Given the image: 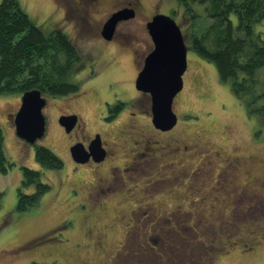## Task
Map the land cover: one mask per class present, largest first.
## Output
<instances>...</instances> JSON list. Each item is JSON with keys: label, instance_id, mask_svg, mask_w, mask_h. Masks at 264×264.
I'll use <instances>...</instances> for the list:
<instances>
[{"label": "rangeland", "instance_id": "obj_1", "mask_svg": "<svg viewBox=\"0 0 264 264\" xmlns=\"http://www.w3.org/2000/svg\"><path fill=\"white\" fill-rule=\"evenodd\" d=\"M18 1L44 32L54 28L64 31L83 54L85 63L97 56L100 75L89 76L96 77V83L85 84L78 94L43 95L45 132L33 144L15 133L13 116L21 103L20 92L0 93L2 145L7 161L12 163L6 172L0 171V264H264V190L259 189L261 197H254L253 202L241 197L258 182L264 183V124L246 113L229 81L219 79L216 65L191 48L190 21L185 18L181 1L140 0L137 16L128 25L131 31L126 34L120 29L111 44L99 42L94 31L100 27L102 13L118 7L120 0L97 3L101 9L94 8L89 14L94 31L87 34L79 32L76 20L80 14L72 11L66 0ZM155 7L161 14L176 9L170 15L180 25L188 51L184 83L172 104L177 122L166 130L156 128L151 117L144 114L147 106L144 95L138 92L143 90H136L133 83L136 42L138 47L149 43L141 27L143 15L150 16ZM196 7L204 16L203 5ZM231 16L236 22V14ZM254 29L264 39V18L254 24ZM105 97L107 104L102 109ZM119 107L123 108L113 114ZM68 113L80 116V126L71 135L58 122L59 114ZM101 114H113L109 124L100 121ZM93 132L102 133L103 143H107L106 158L73 169L68 145L75 137ZM174 139V143L170 142ZM36 144L50 148L63 167H42L35 159ZM167 144L172 147L167 148ZM147 158L153 162L151 175L143 172ZM231 164L238 168L229 169ZM21 166L40 169L42 181L51 186L39 207L28 211L15 209ZM135 169L139 175L128 173ZM203 169L208 175L198 179L197 184L195 179ZM249 174L256 175L251 183L245 177ZM168 176L172 178L168 184L155 183ZM114 178L119 179L114 190L96 193ZM240 182L243 185L237 193L241 196L237 198H241L242 205L237 204L234 210L227 202L221 207L212 194L214 189L221 188L225 193ZM151 197L157 214L146 217L144 206ZM214 206L233 223L235 228L230 230L234 232L212 234L209 222L217 223L213 215H218L209 213ZM170 211H177L176 221L184 224V230L173 218L168 221L174 223L162 222L165 230L178 228V236L171 237L169 231L161 233L160 248L152 250L146 243V232L151 229L146 220L155 224L157 216ZM87 231H91V238L85 235ZM49 232L50 236L40 237ZM97 233L99 246L93 245ZM172 240H176L178 248L169 251ZM258 240L262 244L253 252L242 250L244 245ZM129 241L128 252L120 256L122 245Z\"/></svg>", "mask_w": 264, "mask_h": 264}, {"label": "trees", "instance_id": "obj_2", "mask_svg": "<svg viewBox=\"0 0 264 264\" xmlns=\"http://www.w3.org/2000/svg\"><path fill=\"white\" fill-rule=\"evenodd\" d=\"M184 4L191 48L216 65L219 79L229 81L246 113L264 124V39L254 29L264 18V0H185ZM196 4L203 5L204 16ZM81 63V52L64 31L54 28L44 32L18 0L0 1V93L22 95L34 88L52 97L75 93L78 88L71 77ZM2 144L0 129V171L6 172L12 163L7 161ZM34 155L42 167H63L62 160L44 145L36 144ZM50 187L42 181L40 169L21 166L15 209L39 207ZM2 195L0 190V204ZM150 202L155 204L154 198ZM162 241L156 234L147 235L146 243L152 250L159 249Z\"/></svg>", "mask_w": 264, "mask_h": 264}, {"label": "water", "instance_id": "obj_3", "mask_svg": "<svg viewBox=\"0 0 264 264\" xmlns=\"http://www.w3.org/2000/svg\"><path fill=\"white\" fill-rule=\"evenodd\" d=\"M133 16L128 9L113 13L105 22L102 36L112 38L120 20ZM149 35L154 43L153 50L145 58L143 68L136 78V88L151 95L153 125L161 130L174 126L177 116L172 108L173 99L183 86V73L187 67V46L180 26L167 14H156L147 23ZM46 99L37 88L21 95V103L14 114L13 124L16 135L28 143H35L45 132V117L42 109ZM76 122L74 115H62L59 123L70 131ZM72 158L77 163L85 162L90 155L101 159L103 149L97 136L90 143L89 150L76 143L70 147Z\"/></svg>", "mask_w": 264, "mask_h": 264}, {"label": "flooded vegetation", "instance_id": "obj_4", "mask_svg": "<svg viewBox=\"0 0 264 264\" xmlns=\"http://www.w3.org/2000/svg\"><path fill=\"white\" fill-rule=\"evenodd\" d=\"M181 2V4H182V7H183V9H184V12H185V9H186V7H185V0H180ZM76 2H78V6L76 5V3H75V0H66V4L67 5H69L70 7H71V10L72 11H76V12H78L79 14H80V17L76 20L77 21V25H78V28H79V32H82V34H87L89 31H94L93 30V26L91 25V22H90V19H89V14H90V11L92 10V9H96L97 11H99L100 9H101V7L100 6H98V7H96V5H97V3H99L100 4V0H77ZM74 3V4H73ZM73 4V5H72ZM141 5V2H140V0H120L119 2H118V7H116V8H114L113 10H111V11H109V12H104V13H102V16H101V19H100V27L96 30V31H94V33H95V36H97L98 37V39H99V42H105V44H111V43H113L114 41H115V39H116V36L118 35L117 33L120 31V29H121V33H128V32H130L131 31V29H130V27L128 26L129 25V23L132 21V20H134L135 18H136V16H137V8L139 7ZM130 8V9H129ZM121 9H128V10H130L132 13H133V16L132 17H130V18H128V19H125V20H120L118 23H117V25H116V29H115V32H114V34H113V36H112V38L111 39H109V40H107V39H105L103 36H102V29H103V26H104V24H105V22L109 19V17L113 14V13H115V12H117V11H119V10H121ZM82 11V12H81ZM159 13H161L158 9H157V7H155L154 8V10H153V12L150 14V16H145V15H143L144 16V19H143V23H142V26L141 27H144V31L145 32H147L146 33V35H147V37L149 38V43H147V45L146 44H141L139 47H138V44H137V42H136V47H135V49H134V54L136 55V57H137V64H136V70H135V79H134V81H133V83H134V86H135V88H136V78H137V76H138V74H139V72L141 71V69L143 68V65H144V62H145V58L147 57V55L153 50V48H154V43H153V41H152V38H151V36L149 35V32H148V29H147V23L152 19V17L154 16V15H156V14H159ZM170 13H173V14H175L176 13V9L175 8H172L171 9V11L169 12V13H165V14H167V15H170ZM180 14V13H179ZM184 15H187L188 16V14L185 12L184 13ZM171 17H173V15H170ZM138 35V33L136 34V35H134V36H137ZM182 35H183V32H182ZM183 37H184V35H183ZM103 44V43H102ZM188 52V51H187ZM82 55V63L76 68V70H75V73L73 74V76L71 77V81L72 82H74L75 84H77V88H78V91L77 92H79L80 90V92H82L83 90H84V85L85 84H88V83H91L92 85H94L95 83H96V77H99V75L100 74H97L98 73V71H97V67H98V58H97V56H96V58L94 57V58H92V57H90V59H89V61H87V63H85L84 61H83V59H84V56H83V54H81ZM92 58V59H91ZM87 64V65H86ZM187 66H188V62H187ZM186 69H187V67H186ZM186 71V70H185ZM93 74H96V77H89V76H91V75H93ZM184 74V73H183ZM94 80H96L95 82H93ZM93 82V83H92ZM183 83H184V81H183ZM90 84V85H91ZM136 90H138L137 88H136ZM77 92H75V93H77ZM79 92V93H80ZM139 93H141L142 95H144V101H145V104H146V108H144V114H147V115H149V117H151V119H152V113H151V95H150V93L149 92H144V91H138ZM181 92V91H180ZM179 92V93H180ZM74 93V94H75ZM178 93V94H179ZM70 94H73V93H70ZM70 94H68V95H70ZM78 94V93H77ZM177 94V95H178ZM107 98L108 97H105L103 100H102V102H101V104H102V109H103V107H105L106 106V104H107ZM174 99H175V97H174ZM174 99H173V101H174ZM121 108H123V107H119V108H117L116 109V111L113 113V114H115L119 109H121ZM149 113V114H148ZM113 114H110V115H108V116H102V114H101V116H100V121L103 123V124H105V125H107V124H109L110 123V119L112 118V115ZM62 114H59L58 115V122H59V117L61 116ZM66 115H74V116H76V122H75V125L73 126V128L69 131V132H67V134L68 135H71V134H73L74 132H76V129H77V127H79L80 126V124H79V121H80V116L78 115V114H76V113H68V114H66ZM133 115H134V113H133ZM14 117V116H13ZM103 119H107V121H104ZM133 119H134V117H133ZM60 124V123H59ZM61 127L63 128V130H65V128H64V126H62L61 125ZM66 131V130H65ZM91 135V136H90ZM75 136H77L76 134H75ZM99 137L100 138V143H101V148L103 149V157L101 158V159H95L92 155H90L89 156V159H88V161L87 162H85V163H77V162H75L74 160H73V158L71 157V153H70V147L74 144V143H80V144H82L83 145V147L86 149V150H89V146H90V143H91V141L95 138V137ZM176 140L174 139V140H172V141H170V142H175ZM106 142L104 141V143H103V140H102V133H100V132H93L92 134H89V135H86V137H83V136H80V138L77 136V137H75V139L73 140V141H71V143L68 145V152H69V159L71 160V162H72V164L74 165L73 166V169H78V167H80L81 166V164H87V163H99V162H101V161H103L105 158H106V156L105 155H107V147H106ZM166 147L167 148H170V147H172L171 146V144H167L166 145ZM243 160V159H242ZM244 161V160H243ZM152 163V165H153V162H152V160L151 159H149V158H147V160H146V162L143 164V172L145 173H147V174H149V175H151V173H150V170L149 169H151V167H152V165H150ZM130 168H132V167H130ZM229 169H231V168H238V166L237 165H233V164H231V166H229L228 167ZM199 169H202V168H199ZM170 170V169H169ZM134 171V172H133ZM113 172H115V171H113ZM133 172V173H132ZM226 172V171H225ZM128 173H132V175H139L137 172H136V169L135 170H131V171H129ZM193 173V175L195 176V175H198L196 172H192ZM208 175V173H207V171L206 170H202L201 172H200V174H199V176L195 179L196 180V183L198 184V179H202V177L204 176V175ZM251 174H249V175H246L245 177L247 178V181H249L250 183L252 182V178H254V177H256V175H254V176H252ZM172 178L170 177V176H168V177H166V178H163L162 179V181H156L155 183H157V184H159V183H161V184H168L169 183V181L171 180ZM118 181H119V179H117V178H114V180L113 181H109V182H107L106 183V185H107V187L106 188H101L100 187V189L96 192V189H95V192L97 193V194H99V195H101V194H103V193H107L108 192V190H114L115 188H116V186H117V184H118ZM152 182L153 181H151V186H152ZM104 183H105V180H103V182H102V184L101 185H104ZM260 183L261 182H258V184L255 186V187H253V188H251V186H250V188H251V190L250 189H248V191L249 192H247L246 191V193L244 194V196H241V195H239L238 193H237V190H238V188L239 187H241L243 184L240 182L237 186H230L229 188H228V191L227 192H225V193H223L222 192V189L221 188H219V189H214V191L212 192V194L215 196V201L216 200H219L220 201V205H221V207H224L226 204H227V202H228V204H231L230 205V207H233L232 209H234L235 210V207L234 206H236L237 204H238V206H241L242 205V203H243V201H240L241 200V198H237L238 196H241V197H249V199H247V201H249V202H253L254 201V197H256L257 199L259 198V197H261L259 194L260 193H262V191L261 190H259V189H262V190H264V183H262V185H260ZM256 184V183H255ZM251 185V184H250ZM109 188V189H108ZM96 193H95V195L94 196H96V198H97V195H96ZM263 196V195H262ZM238 201H240V202H238ZM153 202H150V200H148L147 201V206H144V207H146V209H147V216L149 215V216H151V215H155V214H157L155 211H154V204H152ZM144 212H145V209L143 210ZM214 212V213H217L218 215H216V214H214L213 215V218H217V223H213V222H209V224L210 225H212L213 226V228H212V234H214V233H229V230H230V227L233 229V228H235L234 227V225H233V223L231 222H229L228 220H226V215L225 214H223V213H221V212H218L219 210H218V208H215V206H214V208H211L210 209V211H209V213H211V212ZM140 213L142 214V210L140 211ZM237 213V212H236ZM177 211H170V212H166L165 214H162V215H159V216H157L156 218H157V222L155 223V224H151L150 225V223H151V221L148 219V220H146V223L152 228H154L155 230H152V231H148V232H146L147 234H156V235H158V236H160L161 238H163V236L162 235H160L161 233L163 234V233H165V231L167 232V231H169V234H170V236L171 237H176V236H178V233H179V230H178V228L181 230V231H183L184 230V224H182V223H178L177 221H176V216H177ZM232 215H233V211H232ZM232 215H230V217H232ZM174 219L175 221H176V223H178V228H176V229H168V230H165L164 228H163V225L161 224L162 222H166V221H168V219L170 220V219ZM168 222H170V223H174V221H168ZM230 224V226H228ZM190 226V225H189ZM59 227H61V226H59ZM192 228H193V226H192ZM263 228H264V225H263ZM56 228H53L52 230H55ZM151 230V229H150ZM209 230V229H208ZM231 231V230H230ZM52 232V231H51ZM51 232H49L48 234H43V235H41L40 237H43L44 235L45 236H50L51 235ZM210 232V231H209ZM231 232H234V231H231ZM86 234V236L87 237H92V233H91V231H87V232H85ZM132 233V232H131ZM210 234H211V232H210ZM99 238H100V234H98L97 233V238H96V241H95V244H93V245H97V246H99ZM30 242V240H28V243ZM80 243H77V245H79ZM260 244H262V241L261 240H258V241H254L253 243H249L248 245H244L245 247H244V249H242V250H246L247 252H253L254 251V249L256 248V246H259ZM177 246V244H176V240H172L171 241V243H170V246H169V251H171L174 247H176ZM128 244H124V245H122V247H121V249H120V251H119V255L120 256H124V255H126V253L128 252ZM160 248V247H159ZM177 248H178V246H177ZM211 257H209V259H210ZM213 261V260H212Z\"/></svg>", "mask_w": 264, "mask_h": 264}, {"label": "bare ground", "instance_id": "obj_5", "mask_svg": "<svg viewBox=\"0 0 264 264\" xmlns=\"http://www.w3.org/2000/svg\"><path fill=\"white\" fill-rule=\"evenodd\" d=\"M130 9V8H129ZM65 10V9H64ZM82 12V11H81ZM47 107V106H46Z\"/></svg>", "mask_w": 264, "mask_h": 264}]
</instances>
